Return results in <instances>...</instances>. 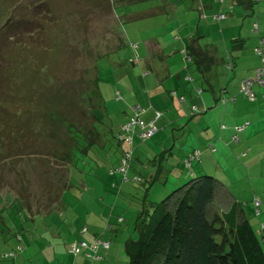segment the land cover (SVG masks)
I'll return each mask as SVG.
<instances>
[{"label": "rangeland", "instance_id": "1", "mask_svg": "<svg viewBox=\"0 0 264 264\" xmlns=\"http://www.w3.org/2000/svg\"><path fill=\"white\" fill-rule=\"evenodd\" d=\"M159 1L0 0V264H21L22 256L28 251L19 252L16 248L25 246V240L34 237L27 232L35 226L55 221L57 227L73 230V223L79 227L86 222L87 212L102 210L113 201L127 224L128 215L136 211L135 206L141 210L138 203H144L145 199L162 201L180 182L187 181L184 178L178 183L156 181L148 188L146 183L142 186L139 181L134 182L130 171L129 180L123 181L119 172L109 174L111 163H105L102 159L105 155H100L103 149L98 146L97 155L93 154L98 162L97 166L93 164L94 172L88 171L92 159L79 150L74 151L79 155L72 160L73 166L65 156L67 149L76 144L66 136V122L89 128L90 109L96 105L94 96H101L108 112L123 115L129 110L131 114L129 101L134 96L125 98L126 88L116 83L123 69L118 64L129 53L126 37L132 31H139L148 20L127 17L131 13L144 14L141 10L144 7H162ZM183 3L189 7L190 0L180 1L179 6ZM114 125L116 129L118 124ZM80 133L77 132V137ZM69 134L73 137L74 130ZM184 137L182 151L186 153L194 144L186 143ZM111 158L116 166L117 154ZM200 158L199 167L203 166L204 174L216 181V197L211 207L226 210L230 198L223 195L222 184L238 192L236 185L228 180L226 158L222 162L209 155ZM69 175L73 188H66ZM97 176L111 184L119 182L120 187H116L122 190L133 186L137 189H133L132 197L126 195V199L122 193L112 194L109 202L97 196V201L90 204L82 198L80 184L98 185L103 180H97ZM171 204L172 200L167 207H172ZM259 209L262 217L264 204ZM109 213L107 209L106 215ZM255 213H248L252 222L260 218ZM257 222L254 228L259 233L260 222ZM64 230L61 238L67 243ZM38 231L37 239L42 233ZM42 239L47 237L42 235ZM35 241L26 242V248L31 250ZM12 252L16 255L10 256Z\"/></svg>", "mask_w": 264, "mask_h": 264}, {"label": "crops", "instance_id": "2", "mask_svg": "<svg viewBox=\"0 0 264 264\" xmlns=\"http://www.w3.org/2000/svg\"><path fill=\"white\" fill-rule=\"evenodd\" d=\"M180 1L160 0L158 5L162 7H144L141 9L144 14L131 13L127 17L130 20L146 18L148 21L139 31H132L126 37L129 53L127 59L118 64L123 69H120L116 83H120L122 89L126 88L125 98L134 96L129 101L130 105L147 106L142 115L145 122L152 120L156 111L160 112L156 120L160 128L155 134L146 141L134 136L135 148L129 174L132 178L140 176L142 186L145 183L150 185L149 181L157 175L156 181L175 180L178 183L188 178L189 172H185L182 165L193 149H198L200 155L191 162L189 174L192 177L205 172L197 162L201 163L200 156L209 155L218 162L226 158L228 175L232 176V180L229 176L228 180L236 185L238 192L222 184L223 195L230 198V204L226 210L213 209L223 212L236 205L239 216L245 217L257 211L254 210L255 197L260 198V205L264 204V88L253 85L256 97L252 101L240 89L242 80L251 77L261 64V58L253 49L261 36L264 37V0H190L189 7L184 3L179 6ZM227 8L232 11L225 18L214 20L215 13ZM255 22L258 23L257 31L253 27ZM131 43L137 47L132 49ZM192 48L195 50L193 54ZM186 54L190 56L189 61H186ZM226 60L230 61V68L225 66ZM173 91L176 95L172 94ZM179 96L183 97L182 101ZM223 99H226L224 103ZM106 113L104 118L110 119L113 126L118 124L117 128L127 121L130 114L129 110H125L123 115ZM245 122L248 123L244 125ZM241 125L244 126L238 132L239 141L236 142L232 140L234 127ZM184 135L186 143L194 144L186 153L182 151ZM109 159L113 165V159ZM100 177L97 176V180H103ZM90 184H80L82 198L85 197L90 204L97 201V196L101 201L109 202L112 194L117 196L119 191L125 195L124 198L126 195L132 197L133 189H137L136 186L127 188L121 184L125 187L122 190L116 187H120L119 182L114 185L108 180L99 181L95 186ZM179 184L182 185L181 182ZM215 189L216 181L214 197ZM116 204L113 201L102 210L87 212L86 222L79 227L73 223V230L70 227L66 230L59 228L55 221L35 226L34 233H31L34 237L25 240V246L19 245L20 251H28L20 263L90 264L92 251L84 248L79 255L73 256L68 252L69 243L81 239L91 243L96 238H104L110 242V247L99 250L98 264H127V242L135 240L134 236L139 231L137 224L141 219L143 223L149 221L145 220L149 215L139 216L140 209L135 206L136 211L128 215L130 221L126 224V218L116 209ZM143 206H147L146 212L150 214L152 207ZM107 209H110L108 215ZM259 215L258 227L264 225L261 210ZM118 218L122 221L118 222ZM83 227H86L85 231H82ZM38 230L42 233L37 239ZM62 230L68 236L67 243L61 238ZM42 235L47 239H42ZM33 239L36 240L35 246L29 250L26 242L31 243Z\"/></svg>", "mask_w": 264, "mask_h": 264}, {"label": "trees", "instance_id": "3", "mask_svg": "<svg viewBox=\"0 0 264 264\" xmlns=\"http://www.w3.org/2000/svg\"><path fill=\"white\" fill-rule=\"evenodd\" d=\"M129 46L134 49L137 44L131 43ZM191 51L192 54L195 53L194 48ZM94 97H96V105L90 109L89 128L78 127L71 121L66 122L68 128L66 136L73 139L76 144L67 149L68 153L65 156L69 157L71 166H73L72 160L77 159L76 157L79 155L74 151L79 150L92 159L89 163V165L92 164L88 168L89 172L94 168L93 164L98 165V162L94 161L95 156H93L94 153L97 155L98 148L103 149V153L100 155H105L102 159L107 164L108 160L110 161L109 158L115 154H117L119 163L123 152L121 144L123 137H117L119 128L115 129L110 119L104 118L107 117V113L101 96ZM142 107L147 108V106ZM156 127V131H158L160 125L157 122ZM73 130L75 134L72 137L68 133ZM77 132H81L79 137H77ZM76 140L80 143H77ZM108 143L110 145H107ZM194 151L195 149L183 160L182 168L184 167L185 172L188 170L187 172L190 173L191 167H186L184 161H190L191 165V162L196 159V157L189 159ZM109 166L108 172L114 170V165ZM189 173H187V181L172 190L166 199L156 203L145 199L144 203L142 201L138 203L141 206L139 216L149 215V218L145 219L149 221L143 223L141 219L137 224L139 226L137 239L127 242L126 250L129 257L127 264H264V225L258 227L259 233L256 232L255 222H252L248 216L240 217L236 205L231 206L228 211L214 210L211 207L215 188L214 177L207 174L189 177L191 176ZM69 176L66 188H73L72 178ZM157 176L149 181L150 185L157 180ZM127 180H129L128 176ZM132 180L141 182L142 178L139 176ZM150 185L148 184V188ZM146 189L144 188V190ZM119 192L118 194H120ZM145 197L147 198V196ZM170 200L173 203L172 207H167ZM148 203V206L152 207L150 214L146 212L147 206H143ZM255 212V216L259 215L257 211ZM121 221L118 220V222ZM32 231L29 233H33ZM16 249L21 252V249ZM15 255L16 252H12L10 256Z\"/></svg>", "mask_w": 264, "mask_h": 264}, {"label": "built area", "instance_id": "4", "mask_svg": "<svg viewBox=\"0 0 264 264\" xmlns=\"http://www.w3.org/2000/svg\"><path fill=\"white\" fill-rule=\"evenodd\" d=\"M219 2H223L224 0H217ZM232 11L230 8H227L225 10L220 11L217 14L213 15L214 19H223L228 15V12ZM254 30H258V23L255 22L253 24ZM254 53L261 58V64L256 67L254 74L251 75V77L244 78L242 80L241 84V91L242 93L245 94V96L249 100L255 99V92H253V85L257 84L260 85L261 87L264 88V37L261 36L259 42L256 44V46L253 49ZM190 60V56L186 54V61ZM230 68V61L227 62L226 67ZM117 96L120 95V91L116 89ZM173 95H176V92H172ZM178 99L182 101L183 97L179 96ZM226 99L222 100V103H224ZM131 110V114L128 117V120L121 124L119 126L118 132H117V137L121 138L123 137L121 144L123 146V152L122 155L119 159V163L117 166L114 168V170H110V174H114L115 172H119L120 175H122V180L126 181L127 180V175H128V168L130 165V161L133 157V138L135 135H137L141 140H146L148 139L156 130V120L160 116V112L156 111L155 116L152 120L145 122L142 115L146 111V108L142 107L140 104H132L129 106ZM248 122H245L247 124ZM241 125L240 127H234L235 128V133L232 136V140L239 141V135L238 132L243 129V126ZM124 135V136H122ZM199 150H195L194 153L190 156L189 159H193L194 157L198 158L199 157ZM186 167L190 166V161L185 160L184 161ZM115 185V183H114ZM261 203L260 198L255 197L254 199V204H255V209L257 210V214H259V205ZM119 221H121V218H118ZM263 226V225H262ZM86 227L82 228V231H85ZM110 247V242L104 238H96L93 240L91 243L86 242L85 240H76L71 243H69L68 246V252L72 254L73 256H77L80 254V252L83 251L84 248H89L92 251V261L90 264H98L97 260L100 259V255L98 254L100 249L103 250H108ZM18 249H21L20 246H18ZM77 264V263H74Z\"/></svg>", "mask_w": 264, "mask_h": 264}, {"label": "clouds", "instance_id": "5", "mask_svg": "<svg viewBox=\"0 0 264 264\" xmlns=\"http://www.w3.org/2000/svg\"><path fill=\"white\" fill-rule=\"evenodd\" d=\"M116 90V89H115ZM119 90V89H118ZM120 91V90H119ZM111 175H113V174H111ZM128 176V175H127Z\"/></svg>", "mask_w": 264, "mask_h": 264}]
</instances>
